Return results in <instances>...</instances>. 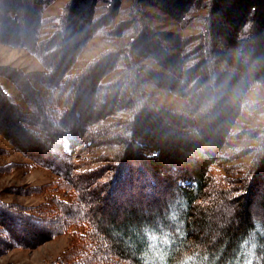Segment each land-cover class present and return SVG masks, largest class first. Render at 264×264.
<instances>
[{
	"label": "trees",
	"instance_id": "16d2710c",
	"mask_svg": "<svg viewBox=\"0 0 264 264\" xmlns=\"http://www.w3.org/2000/svg\"><path fill=\"white\" fill-rule=\"evenodd\" d=\"M120 1L68 0L44 20L28 0H0V43L43 66L0 67L20 93L0 88V134L29 169L55 177L37 190L47 196L41 205L0 200V258L71 234L68 260L51 264H264V195L262 216L250 210L264 186V128L248 162L231 164L238 150H224L241 134L247 95L264 84V0H135L127 20L115 22ZM145 6L182 29L199 27L161 32ZM101 35L113 47L80 62ZM161 91L185 107L156 104ZM97 186L103 208L89 205ZM129 187L143 198L123 205Z\"/></svg>",
	"mask_w": 264,
	"mask_h": 264
},
{
	"label": "rangeland",
	"instance_id": "374dc122",
	"mask_svg": "<svg viewBox=\"0 0 264 264\" xmlns=\"http://www.w3.org/2000/svg\"><path fill=\"white\" fill-rule=\"evenodd\" d=\"M153 1L155 0H151V2ZM178 1L179 0H174V3L177 4ZM134 2L135 0H121L120 3H118V16L115 18V22L127 20ZM28 3L33 4L32 9L37 14H40L44 20H48L49 18L60 15L65 5L68 3V0H48L46 2V4H49L47 7H40L38 3L41 2H38V0H28ZM182 4H191V0H184ZM143 9L148 14L146 18L149 21V24L161 32L186 36L195 33L199 27L196 23H194L192 26L182 29V27L176 23L174 19L168 15H165V13L160 9L151 6H145ZM201 13L205 14L206 11H201ZM7 26L9 28L11 27V25ZM51 28L52 26L50 21L43 23L41 33L44 38L49 35ZM13 33L15 34V32ZM17 34H19V31ZM129 40L130 39L128 36L118 38L116 40V45L122 46ZM112 43L108 42L105 38H103L102 35L92 39L83 52V59L80 62H84L90 58H93L104 49L113 47ZM82 65V63H79L78 67H81ZM7 66L19 68L25 72L43 70V66L36 60V58L31 56L25 50L0 43V67ZM35 87L39 88L40 86L35 84ZM0 88L14 97H18L20 94L17 87L10 80L2 76V74H0ZM149 91L154 93L159 92L155 89H149ZM161 92V95H156L153 97V101L156 104L168 106L174 110L185 107L184 101L174 98L173 96L169 95L168 92ZM247 99H249L248 106L250 111L246 110L244 112L245 114L241 116L235 126L241 132V134L238 135L237 140L232 141L227 145L226 148H224V150L230 153L233 150H240V152L237 151V153H232L236 157L230 159L231 164L248 162L254 153V149L259 146L262 139L260 134L261 130H258L257 128H264V84L259 85L254 88V90L250 91V93L247 95ZM17 103L23 110H28L27 105L23 101H17ZM3 132H5L4 129L0 128V133ZM12 133L15 135V132ZM29 162L30 160L26 156L16 152L12 144L4 137V135L0 134V200L2 202L7 204H18L23 207L32 208L41 205L46 200L47 196L38 194L39 191L37 192V190H40L43 186L51 183L55 177L50 172L43 169H29V165H27ZM170 175L171 174H169V176ZM162 186L163 185L158 186L155 190L156 194L158 196L161 195V197H163L165 194V192L163 193ZM131 187L133 189L135 186L131 185ZM137 188H139V191H141L140 186ZM98 189H101V186L95 187L89 193V205L91 204L96 207L99 206L103 208V206L106 204L104 203L106 195L100 191L97 196L96 192ZM126 190H129V193L133 192V194L125 200L119 199V202H122L123 205H125L127 201L131 200V198L135 200H141V198H143L142 192L136 193L135 189L131 190L130 187ZM263 195L264 186L261 185L255 192L252 207L250 208L253 214L256 213L254 215L257 217H261L263 214V210L257 207V205H259L261 202V197ZM140 206L142 210H145L147 207L144 205ZM235 206L236 205L233 204L229 207L230 212L233 211ZM77 211L79 213L81 212V210ZM104 212H106V218L111 216L108 208H106ZM221 213H223L222 217H226L223 210ZM70 239L71 234H65L32 250H12L0 258V264H51L60 258L68 260L69 255L66 252L70 249ZM85 255L88 256L89 252H87ZM76 258L77 257H75L72 262L77 264ZM78 264L84 263L82 261L78 262Z\"/></svg>",
	"mask_w": 264,
	"mask_h": 264
},
{
	"label": "bare ground",
	"instance_id": "6f19581e",
	"mask_svg": "<svg viewBox=\"0 0 264 264\" xmlns=\"http://www.w3.org/2000/svg\"><path fill=\"white\" fill-rule=\"evenodd\" d=\"M1 244V243H0Z\"/></svg>",
	"mask_w": 264,
	"mask_h": 264
}]
</instances>
